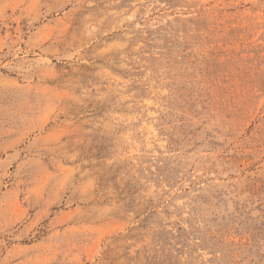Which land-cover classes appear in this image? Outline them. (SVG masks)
<instances>
[{
  "label": "rangeland",
  "instance_id": "1",
  "mask_svg": "<svg viewBox=\"0 0 264 264\" xmlns=\"http://www.w3.org/2000/svg\"><path fill=\"white\" fill-rule=\"evenodd\" d=\"M0 264H264V0H0Z\"/></svg>",
  "mask_w": 264,
  "mask_h": 264
}]
</instances>
